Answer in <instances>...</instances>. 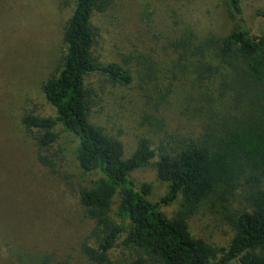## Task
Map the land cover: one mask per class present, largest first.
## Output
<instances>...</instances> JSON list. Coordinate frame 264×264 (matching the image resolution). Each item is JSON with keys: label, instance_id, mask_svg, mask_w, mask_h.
I'll return each mask as SVG.
<instances>
[{"label": "trees", "instance_id": "trees-1", "mask_svg": "<svg viewBox=\"0 0 264 264\" xmlns=\"http://www.w3.org/2000/svg\"><path fill=\"white\" fill-rule=\"evenodd\" d=\"M114 1L75 0L64 30L61 68L43 84L56 113L23 118L43 165L54 171L60 161L72 159L88 175L79 200L93 226L80 244L78 259L70 256L60 264H264V34L241 24L211 43L228 70L224 82L238 112L219 107L223 102L210 85L219 67L207 60L205 46H196L198 53L178 52L173 77L185 82H169L175 86L171 91L181 102H193L185 113L201 123L187 132L165 130L156 146L153 137L142 136L125 157L124 142L92 122L97 94L88 85L97 73L117 84L132 79L120 63L103 62L95 53L99 30L93 17ZM228 1L244 21L241 0ZM255 15L264 18V10ZM152 88L160 94L158 84ZM155 157L158 177L169 182L158 202L149 198L150 183L139 189L130 177ZM239 194L244 202L232 209ZM179 195L180 207L169 217L161 207ZM207 201L224 207V218L234 230L228 246L216 247L191 232V218ZM118 246L129 252V262L111 259ZM42 255V264H52L50 253Z\"/></svg>", "mask_w": 264, "mask_h": 264}, {"label": "rangeland", "instance_id": "rangeland-1", "mask_svg": "<svg viewBox=\"0 0 264 264\" xmlns=\"http://www.w3.org/2000/svg\"><path fill=\"white\" fill-rule=\"evenodd\" d=\"M241 3L244 21L231 11L228 0H115L106 12L94 15L99 30L96 55L103 62L120 63L132 79L117 84L103 74L91 75L88 85L97 94L91 120L106 135L124 142L125 157L142 136L153 137L156 146L165 130L187 132L201 123L185 113L193 102H181L169 84L185 82L173 77L182 50L198 53L196 46H205V57L219 67L210 85L223 104H214L224 112L239 111L224 82L228 70L211 43L241 24L264 34V18L255 15L264 10V0ZM74 8L75 0H0V264H42V254L49 253L52 264L70 256L77 260L80 244L93 226L83 216L79 200V188L88 175L72 159L60 161L54 171L43 165L36 141L23 124L28 113H56L43 84L61 68L64 30ZM156 84L160 94L152 88ZM157 160L130 176L139 189L144 183L152 185L153 202L169 190V182L158 177ZM241 196L233 198L232 209L242 206ZM181 200L179 195L161 208L173 217ZM224 211L223 205L207 201L190 220L192 234L216 247L228 246L234 230ZM111 259L132 258L118 246Z\"/></svg>", "mask_w": 264, "mask_h": 264}]
</instances>
